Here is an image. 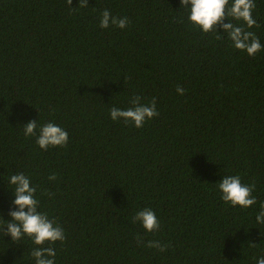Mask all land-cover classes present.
<instances>
[{
  "label": "trees",
  "instance_id": "trees-1",
  "mask_svg": "<svg viewBox=\"0 0 264 264\" xmlns=\"http://www.w3.org/2000/svg\"><path fill=\"white\" fill-rule=\"evenodd\" d=\"M87 2L0 0V224L14 208L8 178L23 172L38 211L64 229L51 245L55 264H256L264 256V224L255 220L264 203V0H254L258 26L246 27L262 45L255 56L219 25L220 39L194 28L180 0ZM105 9L127 17V27L101 28ZM135 95L143 104L155 97L159 115L141 128L111 120L109 109L132 107ZM34 119L37 132L48 122L64 129L67 145L44 150L25 137ZM227 175L255 184L257 202L225 204L217 185ZM144 208L160 222L154 232L133 222ZM34 247L27 236L0 234V264H34Z\"/></svg>",
  "mask_w": 264,
  "mask_h": 264
},
{
  "label": "clouds",
  "instance_id": "clouds-1",
  "mask_svg": "<svg viewBox=\"0 0 264 264\" xmlns=\"http://www.w3.org/2000/svg\"><path fill=\"white\" fill-rule=\"evenodd\" d=\"M66 3L71 6L72 0H66ZM78 6L80 8L88 7L87 0H78ZM180 7L185 8L189 13L188 22L203 33L216 31V27L219 25L236 49L245 51L249 56H255L261 51L262 45L259 38L253 32L246 30V27L258 26L252 16V11L256 7L254 0H231L230 6L229 0H180ZM226 18L228 22L224 23ZM229 18L243 23L233 24ZM128 23L127 17L112 16L110 11L105 9L101 13L99 26L108 28L112 24L124 29ZM216 38H221L219 32H217ZM176 92L183 95L185 89L177 86ZM140 101L141 97L135 95L130 98L132 107L122 110L112 106L109 109L110 119L113 121L122 120L125 124L131 123L136 128L143 127L146 120L158 116L159 113L155 97L148 104H143ZM37 128L36 120H30L24 124L23 134L25 137L36 136V143L41 149L47 150L49 147L67 145L68 133L53 122L40 126L38 132ZM48 179L55 180L56 174L53 173ZM8 183L14 186L11 190L14 196L11 203L14 208L8 212L10 219H3L4 223L0 224V234L9 235L14 242L21 240L24 236L29 237L37 246L30 253L34 264H55L56 250L51 245L56 241L63 242L65 240L64 229L54 219H50L47 213L38 211L39 201L35 198L37 189L31 185L28 176L23 172L13 174L8 178ZM217 190L220 193V199L233 207L239 206L246 209L257 202L256 197L252 195L255 184H242L239 175L224 176L219 180ZM49 195L54 194L49 193ZM132 219L133 222L139 221L146 232H154L160 227L155 213L149 208L137 211ZM255 220L257 224H264V203L260 205V211L256 214ZM46 243L47 247L44 246ZM147 247L157 248L163 252L167 245H161L159 241H148ZM256 264H264V256L257 257Z\"/></svg>",
  "mask_w": 264,
  "mask_h": 264
}]
</instances>
